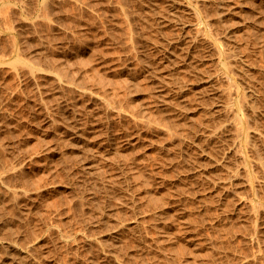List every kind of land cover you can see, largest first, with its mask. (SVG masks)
<instances>
[{"label": "rangeland", "instance_id": "1", "mask_svg": "<svg viewBox=\"0 0 264 264\" xmlns=\"http://www.w3.org/2000/svg\"><path fill=\"white\" fill-rule=\"evenodd\" d=\"M169 1L0 0V264H264V0Z\"/></svg>", "mask_w": 264, "mask_h": 264}, {"label": "bare ground", "instance_id": "2", "mask_svg": "<svg viewBox=\"0 0 264 264\" xmlns=\"http://www.w3.org/2000/svg\"><path fill=\"white\" fill-rule=\"evenodd\" d=\"M148 2H149V6H150V8L152 10L154 9V11H156L157 13L160 12L159 9H158V7H157V6H159V4L157 5V0H148ZM169 3H170V6H171V9H170L171 13L173 14V16H176L177 15V13H176L177 11L174 9V7H172V5L174 3L173 0H170ZM157 13H155V14H157ZM180 46L182 47V49L188 48L187 41L186 40L183 41ZM169 56H170V58L172 56H174V57H172V60H173V62H176L177 59H175L176 56L174 55V52H173L172 49H171V51H169Z\"/></svg>", "mask_w": 264, "mask_h": 264}]
</instances>
